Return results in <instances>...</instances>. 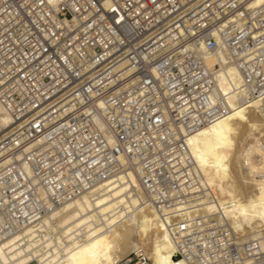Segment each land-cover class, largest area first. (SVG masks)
<instances>
[{"label": "built area", "instance_id": "built-area-1", "mask_svg": "<svg viewBox=\"0 0 264 264\" xmlns=\"http://www.w3.org/2000/svg\"><path fill=\"white\" fill-rule=\"evenodd\" d=\"M255 1L0 0V104L15 124L0 146V235L48 210L25 165L55 205L128 172L158 212L193 196L187 140L230 113L217 73L235 66L264 100ZM170 230L187 264H264V232L240 242L215 219ZM148 262L139 250L120 264Z\"/></svg>", "mask_w": 264, "mask_h": 264}, {"label": "bare ground", "instance_id": "bare-ground-1", "mask_svg": "<svg viewBox=\"0 0 264 264\" xmlns=\"http://www.w3.org/2000/svg\"><path fill=\"white\" fill-rule=\"evenodd\" d=\"M215 82L230 113L187 140L198 181L193 196L158 212L137 176L128 172L55 205L25 165L48 210L0 235V264H120L130 251L139 250L148 257L146 264H187L178 255L170 227L194 219H215L240 242L258 240L264 232V100L251 98L233 65L218 72ZM14 126L0 104V146ZM20 158L7 157L1 167Z\"/></svg>", "mask_w": 264, "mask_h": 264}, {"label": "rangeland", "instance_id": "rangeland-1", "mask_svg": "<svg viewBox=\"0 0 264 264\" xmlns=\"http://www.w3.org/2000/svg\"><path fill=\"white\" fill-rule=\"evenodd\" d=\"M135 240H136V239H135ZM136 241H137V240H136ZM132 252H133V251H130V252L128 253V255H127L128 257H126L124 260L128 259L129 256H130V258H131V254H132ZM32 264H35V262H33Z\"/></svg>", "mask_w": 264, "mask_h": 264}]
</instances>
